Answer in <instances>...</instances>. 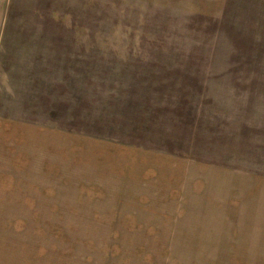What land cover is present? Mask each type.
<instances>
[{
  "label": "rangeland",
  "instance_id": "obj_1",
  "mask_svg": "<svg viewBox=\"0 0 264 264\" xmlns=\"http://www.w3.org/2000/svg\"><path fill=\"white\" fill-rule=\"evenodd\" d=\"M0 264H264V0H0Z\"/></svg>",
  "mask_w": 264,
  "mask_h": 264
}]
</instances>
